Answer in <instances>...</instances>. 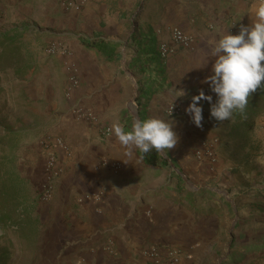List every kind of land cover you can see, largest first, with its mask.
Returning <instances> with one entry per match:
<instances>
[{
    "label": "crops",
    "instance_id": "0c3cea01",
    "mask_svg": "<svg viewBox=\"0 0 264 264\" xmlns=\"http://www.w3.org/2000/svg\"><path fill=\"white\" fill-rule=\"evenodd\" d=\"M64 2L58 0L53 11L44 4L38 43L63 45L64 53L55 55L50 64L63 67L68 81L75 69L80 81L72 91L65 89L74 116L62 118L54 128L67 135L70 153L54 148L62 174L52 198L43 200L41 190L33 202L38 231L32 241L21 243L15 237V251L24 250L27 264H151L142 250L157 246L163 251L179 248L183 256L178 264H264L256 255L258 247L264 251V184L252 183L247 195L233 184L231 197L219 189L207 191L189 179V162L171 166L172 158L195 157L190 142L167 155L154 150L146 155L133 150L129 155L113 133L102 132L117 121L131 130L135 120L141 121L140 112L146 120L161 118L171 106L187 109L191 97L201 91L215 103V93L204 82L212 75L214 42L228 32L238 35L241 25L252 24L256 0H95L80 11L67 10ZM174 28L195 37L194 50L178 49L163 59L161 73L152 59L143 57L132 36L137 34L144 42L152 32L160 55L161 42L172 44ZM198 106L203 120L197 128L201 136L210 137L216 127L208 118L211 104L201 100ZM78 108L91 111L100 123L79 119ZM187 120L195 125L191 116ZM254 134L262 147L251 163L260 167L264 112L256 120ZM234 157L226 162L236 164ZM105 161L119 168L103 166ZM219 163L224 165L223 160ZM100 191H104L101 200L87 199ZM10 253L5 264H17L13 248ZM242 253L230 263L231 255Z\"/></svg>",
    "mask_w": 264,
    "mask_h": 264
},
{
    "label": "rangeland",
    "instance_id": "374dc122",
    "mask_svg": "<svg viewBox=\"0 0 264 264\" xmlns=\"http://www.w3.org/2000/svg\"><path fill=\"white\" fill-rule=\"evenodd\" d=\"M57 1L0 0V35L16 32L21 38L15 57L8 54L9 58L3 59L5 62H13H0V176L13 175L12 179L18 184L20 195L22 193L35 202L49 182L47 152L41 141L50 137H63L69 143L67 135L54 132V128L62 118L71 120V116H74V109L70 108L65 99V89L69 88L68 73L63 67L50 64L59 51L64 53V46L53 42L44 45L38 43L39 29L44 27V4L53 11L57 8ZM54 48L55 53L50 52ZM61 95L64 97L62 101ZM185 110L164 111L161 119L173 123V131L179 138L171 150L180 151L185 148L186 142H190V148L197 152L193 158H172L171 166L179 167V163L187 166L189 162L187 169L192 176L188 177L194 184H202L207 191L212 188L222 190V194L227 197H231L230 189L234 186H240L241 195H247V189L252 183L264 184V166L259 167L261 164H258L256 167L255 162L251 163L256 158L255 152L262 147L256 134L253 133L245 146L230 142V120L226 127H222L223 122L212 120L209 115L212 127L214 123L216 127L212 128L210 137L201 136L202 131L195 125H189L191 121L187 117L190 116ZM133 113L139 119L135 106ZM96 121L100 123V119ZM108 128L111 126H105L102 132L105 133ZM232 154L236 164L226 162ZM220 160L224 161V165L219 163ZM11 240L15 247V238ZM0 243L6 248L11 246L8 238L1 239ZM261 249L257 248L256 255L264 260V251ZM13 252L17 254V264H27L28 255L23 249L15 251L13 248ZM243 256V253L231 255L230 263Z\"/></svg>",
    "mask_w": 264,
    "mask_h": 264
},
{
    "label": "clouds",
    "instance_id": "9594fccd",
    "mask_svg": "<svg viewBox=\"0 0 264 264\" xmlns=\"http://www.w3.org/2000/svg\"><path fill=\"white\" fill-rule=\"evenodd\" d=\"M252 11L255 17L252 24L247 27L241 25L238 35L228 32L214 42L213 55L216 58L212 75L204 82L210 85L217 100L212 103V97L205 96L203 91L192 97L185 111L196 127H202L203 110L197 106L201 100L211 104L212 118L224 122L233 119L234 113L244 116L251 96L258 89H264V0H256ZM179 92L185 95L183 90ZM110 131L129 155L133 150H139L144 155L153 150L167 155L179 140L173 131V123L157 117L135 120L129 131L117 121Z\"/></svg>",
    "mask_w": 264,
    "mask_h": 264
},
{
    "label": "trees",
    "instance_id": "16d2710c",
    "mask_svg": "<svg viewBox=\"0 0 264 264\" xmlns=\"http://www.w3.org/2000/svg\"><path fill=\"white\" fill-rule=\"evenodd\" d=\"M141 42L138 35L134 34L132 40L137 43L141 49V54L145 59L149 58L155 62L156 67L163 73V58L156 51V37L152 32ZM20 35L14 33H3L0 35V46L2 53L0 54V62H5L4 58L15 57L16 51L19 49L18 43L21 41ZM89 44V43H88ZM95 46V45H93ZM100 52L107 54V51L101 47H97ZM110 53V51L108 52ZM12 59V58H11ZM13 60V59H12ZM16 64H13L15 66ZM19 69H17L18 71ZM145 72V71H142ZM150 81L161 85L157 79L152 78ZM264 112V89H258L251 96L245 115L234 113L233 119L230 120V142L239 143L242 146L247 145L251 140L255 131L257 118ZM145 115L140 112V119L143 121ZM13 175L0 176V240L8 238L9 244L14 248L12 238H18L23 241H32L38 231V219L34 216L33 202L30 197H25L18 192L19 186L12 179ZM17 184V185H16ZM4 247L0 243V262L5 264L10 257V249L12 247Z\"/></svg>",
    "mask_w": 264,
    "mask_h": 264
},
{
    "label": "built area",
    "instance_id": "2783aa9c",
    "mask_svg": "<svg viewBox=\"0 0 264 264\" xmlns=\"http://www.w3.org/2000/svg\"><path fill=\"white\" fill-rule=\"evenodd\" d=\"M95 1V0H65L64 6L67 10H76L80 11L87 3ZM172 44L163 41L159 45V52L161 57L166 60L178 49H183L186 51L194 50L195 46V37L186 33L182 29L174 28L170 32ZM55 48L50 52L55 53ZM64 51V49H62ZM60 54V51H59ZM80 81L78 79L77 74L74 73L69 78V91H72L76 87H78ZM182 109L180 106H171L168 110L170 111H178ZM77 117L81 120L95 121L96 117L91 111H86L85 109L78 108L75 110ZM111 128L106 129L105 134L110 135L112 132ZM41 145L47 152V165L46 170L48 173L49 182L40 194L43 200H49L52 198L54 183L56 179L62 174V170L58 166V160L56 158L54 148H61L66 153H70V148L68 143L63 137H54V138H46L41 141ZM103 166H111L113 168L118 169L119 165L111 164L109 165L107 161L102 163ZM104 197V191H100L97 195H89L87 199H96L101 200ZM142 255L147 258L151 264H178L181 261L183 256L182 251L179 248H167L166 251H163L162 248L157 246H149L145 247L142 250Z\"/></svg>",
    "mask_w": 264,
    "mask_h": 264
}]
</instances>
